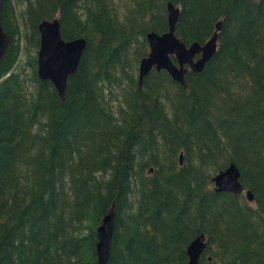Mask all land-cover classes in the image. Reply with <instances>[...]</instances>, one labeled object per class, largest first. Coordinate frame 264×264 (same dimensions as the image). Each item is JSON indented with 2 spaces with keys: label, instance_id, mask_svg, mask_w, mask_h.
<instances>
[{
  "label": "trees",
  "instance_id": "1",
  "mask_svg": "<svg viewBox=\"0 0 264 264\" xmlns=\"http://www.w3.org/2000/svg\"><path fill=\"white\" fill-rule=\"evenodd\" d=\"M167 3L186 45L221 21L217 51L186 88L155 70L139 87ZM55 18L87 42L64 101L37 76ZM2 28L0 264H97L111 208L107 264H188L201 234L198 264H264V0H4ZM231 163L253 202L214 190Z\"/></svg>",
  "mask_w": 264,
  "mask_h": 264
},
{
  "label": "water",
  "instance_id": "2",
  "mask_svg": "<svg viewBox=\"0 0 264 264\" xmlns=\"http://www.w3.org/2000/svg\"><path fill=\"white\" fill-rule=\"evenodd\" d=\"M3 5L4 0H0V61L6 54L9 45V37L2 28ZM166 14L167 31L162 34L151 31L145 35L148 53L139 62V87L143 79L152 70H155L156 72L165 71L172 81L186 88L185 76L187 73H201L217 51L218 32L222 27L221 21L216 23L214 33L206 42L203 44L193 42L186 45L176 35L180 9L167 3ZM37 29L40 35L37 52V76L41 81L51 82L60 99L64 101L67 80L76 72L87 42L84 38L65 41L61 36L60 23L57 18L51 21L43 20L38 24ZM182 158L183 155L180 153V165ZM211 182L217 193H231L234 196L243 194L248 202L254 201L250 190L244 192L240 182V171L234 163L217 172ZM113 231L114 209L111 208L96 229L97 264H107L109 260ZM205 249V236L201 234L194 238L186 249L188 264H198Z\"/></svg>",
  "mask_w": 264,
  "mask_h": 264
}]
</instances>
